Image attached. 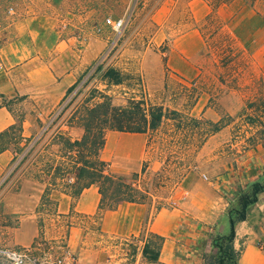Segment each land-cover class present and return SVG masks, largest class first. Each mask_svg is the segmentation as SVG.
<instances>
[{
  "label": "rangeland",
  "instance_id": "374dc122",
  "mask_svg": "<svg viewBox=\"0 0 264 264\" xmlns=\"http://www.w3.org/2000/svg\"><path fill=\"white\" fill-rule=\"evenodd\" d=\"M192 1L57 0L60 6H55L50 0H0L2 26L18 16L54 14L61 39L72 48L69 59L77 62L80 57L82 61L80 84L67 99V91L51 89L28 99L18 96L5 102L0 100V105H6L7 111L10 109L13 125L19 127L24 121V137L31 140L25 153L14 151L17 158L9 168L0 169V264H14L6 251L23 252L25 264H156L143 256L146 241L151 238L144 228L137 236L105 234L96 216L81 218V222L75 213L58 215L50 197L48 188L52 179L57 188H70L77 181L75 170L69 168L71 173L61 179L59 174L54 176V167L60 163L66 167L75 165L81 154L88 157L87 150L80 154L78 151L82 149L63 145L57 130L78 104L92 94L97 95L96 90L111 96L116 106H125L131 99H144L149 105L163 106L168 111L169 119L164 120L144 161H136L129 167L108 162L110 172L124 175L129 181L138 179L140 186L149 191L147 206L154 214L171 205L188 165L201 163L197 149L204 134L213 128L203 120L193 121L189 110L207 83L224 76L232 80L231 85L237 79L248 83L238 89L248 98L245 110L234 118L225 116L223 123H233L232 142L243 140L245 144H253L263 137L264 78L253 70L250 72L253 65L249 49L246 51L257 45L238 43L217 10L224 5L240 7V11L246 9L241 14L246 22L251 15L247 10L250 6H255L259 15L264 12V0H204L211 13L199 22L195 21ZM108 19L123 20V28L115 31ZM237 27L241 36L250 31L247 24L238 22ZM196 30L203 35L204 44L194 64V75L180 76L172 67L184 52H195L196 42L183 36ZM99 66L103 69L97 71ZM109 67L121 71L123 84L107 85L102 75ZM73 97H76L74 104L64 111ZM62 110L64 116L54 123ZM175 111L181 117L173 114ZM52 122L54 125L45 133ZM63 133L76 138L69 136L65 128ZM201 171L194 168V172ZM71 177L74 183L68 182ZM77 225L81 232L71 233ZM78 236L83 238L80 240ZM156 244L157 240L152 239L150 252H156ZM215 255L213 248L208 264H215Z\"/></svg>",
  "mask_w": 264,
  "mask_h": 264
},
{
  "label": "crops",
  "instance_id": "0c3cea01",
  "mask_svg": "<svg viewBox=\"0 0 264 264\" xmlns=\"http://www.w3.org/2000/svg\"><path fill=\"white\" fill-rule=\"evenodd\" d=\"M50 2L60 6L57 0ZM191 3L195 21H202L211 13L204 0ZM240 10V7L224 5L219 7L217 14L238 43L257 45L246 48L253 65L250 72L253 70L255 75L264 78V12L259 15L257 8L250 6L247 9L251 12L249 21L244 22L241 14L246 9ZM57 22V17L50 13L18 16L9 20L6 26H2L0 21V39H3L0 42V100L5 102L18 96L28 99L51 89L65 93L78 82L82 61L80 57L77 62L69 59L72 48L61 39ZM238 22L249 26L246 36L239 34ZM183 38L196 42L195 52H184L172 70L180 76L192 77L194 64L204 44L203 35L196 30ZM202 73L204 75V70ZM231 82L224 76V79L207 83L189 110L191 118L218 124L225 116L234 118L243 113L248 98L238 89L248 83L243 84L242 79L235 80L232 85ZM13 124L9 111L0 105V132ZM223 125L219 131L205 134L206 139L197 149L201 163L188 165L169 207L154 214L147 204L123 203L116 210L104 214L101 232L137 236L144 228L147 234L164 238L156 264H208L207 259L213 252V239L230 232L229 208L237 209L241 194L250 191L255 183H264V135L253 144H245L243 140L232 142L233 123L224 122ZM64 128L69 136H75L76 140L81 138L80 127ZM148 139L149 134L109 131L100 157L107 163L129 167L136 161L145 160ZM14 151L0 154V169L9 168L15 162ZM196 167L202 169L201 173L194 172ZM203 174L209 180H204ZM71 189L72 186H60L50 191L57 214L75 213L80 217L79 221L92 218L101 201L98 187L91 185L77 197ZM79 227L72 228L71 233L81 232ZM235 233L234 249L238 264H264V192L249 207L246 220L236 224ZM74 238L77 241L76 235Z\"/></svg>",
  "mask_w": 264,
  "mask_h": 264
},
{
  "label": "trees",
  "instance_id": "16d2710c",
  "mask_svg": "<svg viewBox=\"0 0 264 264\" xmlns=\"http://www.w3.org/2000/svg\"><path fill=\"white\" fill-rule=\"evenodd\" d=\"M101 69H103V67L99 66L97 71ZM102 78L107 82L108 86L121 85L124 83V77L121 71L111 67L104 71ZM79 84L80 80L68 89L65 99L73 94ZM95 93H97V95L92 94L84 103L78 104L68 120L64 121L57 130V137L62 140L63 145L68 149H82L78 151L80 154L87 150L88 157H84L82 154L79 155L80 158L75 162V165L69 162L72 164L70 167H66L61 163L56 165V167H54V176L58 177L59 174L58 178L63 179L66 174L71 173L70 169L72 171L75 170L77 181L72 184L73 195L75 197L79 196L84 189L91 185H96L101 195V201L99 209L94 216L102 222L104 214L107 211L116 210L121 204L126 202L147 204V199L150 197L149 191L140 186L138 179L129 181L124 175L109 171L108 163L103 161L100 157L106 145L107 133L109 131H117L130 134H149L147 143V153H149L151 143H155L154 139L156 138V134H158L164 120L169 119V117L167 109L163 106L149 105L144 99L139 101L131 99L128 100L125 106H116L113 104L111 96L97 90ZM76 97H73L69 101L64 107V111L74 104ZM2 98H4V96H2ZM3 107H6V105ZM63 110L55 119L54 123L56 120L62 119V116L65 114ZM173 114L181 117L179 111H175ZM173 120L176 119L173 118ZM192 120L197 122V119L193 118ZM23 122L19 127L12 125L8 129L0 132V154L12 149L17 152L19 151V154H23L29 148L31 140L24 137ZM202 122L213 128V130H209V134L219 131L221 127L224 126L223 122L218 124H213L204 120ZM54 123L47 128L45 133ZM63 126L68 128L81 127L84 130V134L80 140H73L67 137L66 133H63ZM175 138L172 136V140H175ZM164 139L165 138L162 137L161 141H164ZM205 139L206 137L204 136V140ZM204 140L201 143H203ZM24 141H26V143ZM175 145L176 149L178 147L179 150L180 145L178 141L175 142ZM88 158H90V160ZM145 171L146 168H143L142 172L145 173ZM61 172H64V174ZM53 180L54 179H52L49 184V191L57 187ZM262 192H264V183H255L250 191L240 195L237 209H230V232L227 235H217L213 239V248L216 249L217 252V255H215V264H238L237 254L234 249V241L236 238L235 226L238 222L246 220L249 207L258 201V195ZM149 234L151 238L146 241L143 249V256L157 262L159 250L164 238L156 234ZM152 239L157 240L156 252H150Z\"/></svg>",
  "mask_w": 264,
  "mask_h": 264
},
{
  "label": "built area",
  "instance_id": "2783aa9c",
  "mask_svg": "<svg viewBox=\"0 0 264 264\" xmlns=\"http://www.w3.org/2000/svg\"><path fill=\"white\" fill-rule=\"evenodd\" d=\"M12 10V9H10ZM107 22L112 26V28L115 30V31H120L123 26H124V22L123 20H114V21H111L110 19L107 20ZM203 179L204 180H209V178L207 177V175H203ZM68 182L69 183H74L75 182V179L74 178H69L68 179ZM5 254L7 255V257L9 259H11L14 264H25V254L21 251H6ZM35 264H41V263H35Z\"/></svg>",
  "mask_w": 264,
  "mask_h": 264
}]
</instances>
